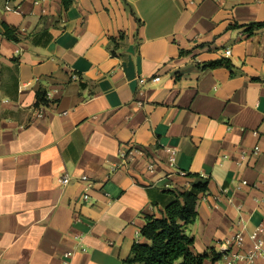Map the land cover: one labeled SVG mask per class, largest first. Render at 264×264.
<instances>
[{"label": "crops", "instance_id": "0c3cea01", "mask_svg": "<svg viewBox=\"0 0 264 264\" xmlns=\"http://www.w3.org/2000/svg\"><path fill=\"white\" fill-rule=\"evenodd\" d=\"M257 21L264 0H0V264H62L68 250L71 264H131L166 188L196 180L179 170L209 180L186 228L195 250L223 254L240 230L250 250L264 223V28L247 30ZM218 59L231 65L209 66ZM40 89L53 92L46 105ZM134 146L154 172L124 163Z\"/></svg>", "mask_w": 264, "mask_h": 264}, {"label": "trees", "instance_id": "16d2710c", "mask_svg": "<svg viewBox=\"0 0 264 264\" xmlns=\"http://www.w3.org/2000/svg\"><path fill=\"white\" fill-rule=\"evenodd\" d=\"M74 0H63L66 9ZM6 33L14 40L19 37L11 31L15 28L5 24ZM264 28V21L252 22L247 27L249 32ZM230 66L229 59H218L209 63L211 67ZM46 91L40 89L37 93L36 104H47ZM186 176L196 180L188 188H166L171 194V200L165 205L160 216L151 214L142 228V234L149 242H134L128 260L131 264H207V260L216 261L222 257L215 250L197 252L194 248V238L186 232L198 215V200L209 193V180L199 179L200 175L188 173Z\"/></svg>", "mask_w": 264, "mask_h": 264}, {"label": "built area", "instance_id": "2783aa9c", "mask_svg": "<svg viewBox=\"0 0 264 264\" xmlns=\"http://www.w3.org/2000/svg\"><path fill=\"white\" fill-rule=\"evenodd\" d=\"M230 50L226 51V54H230ZM160 77L158 75L146 77L142 76L139 78V82L143 85L148 84L149 82L158 81ZM46 99L49 102L53 99V92L51 90L46 91ZM46 105V104H45ZM41 113V112H40ZM257 133V131H255ZM171 153V156L168 160L169 167L174 169L176 168V156L177 150L175 148L168 149ZM258 150V146L255 147V151ZM124 163H131L133 161H141L144 163L146 169L150 172H154L157 169V164L154 159L149 157L148 150L142 146H134L128 151H123L120 154ZM244 155H242L243 157ZM181 175H187L188 172L184 170L178 171ZM171 172L169 171L168 174ZM80 180L85 182L87 185L85 187V191L83 193V200L88 201L90 199V188L92 185V181L90 177L86 174L80 176ZM71 181V177L69 175H64L62 177V182L64 184L69 183ZM242 184H248L247 180H243ZM249 239L251 241L250 250H244L245 245V233L243 230H240L225 240V243L230 244L232 246L231 249H227L224 251L223 255L226 259L231 262H243L244 264H254L255 261L259 257H264V223L258 224L252 231L249 233ZM73 255L72 251H65L62 264H71V257Z\"/></svg>", "mask_w": 264, "mask_h": 264}]
</instances>
